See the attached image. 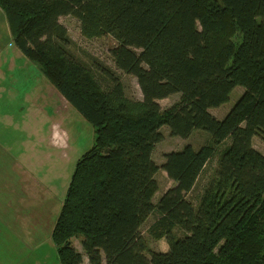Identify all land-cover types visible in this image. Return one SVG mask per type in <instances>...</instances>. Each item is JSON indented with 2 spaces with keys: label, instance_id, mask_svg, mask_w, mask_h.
Masks as SVG:
<instances>
[{
  "label": "trees",
  "instance_id": "1",
  "mask_svg": "<svg viewBox=\"0 0 264 264\" xmlns=\"http://www.w3.org/2000/svg\"><path fill=\"white\" fill-rule=\"evenodd\" d=\"M11 40L94 127L76 160L50 231L60 264H264V0H0ZM86 37L111 35L116 67L136 77L142 97L125 94L113 71L106 87L70 50L60 16ZM243 91L221 117L211 107ZM179 93L169 106L158 99ZM211 141L152 158L161 126ZM227 139L229 141L227 142ZM224 143L197 203L187 197ZM173 184L156 202L155 172ZM152 211L148 234L140 227ZM180 232V233H179ZM82 235L83 252L72 244Z\"/></svg>",
  "mask_w": 264,
  "mask_h": 264
},
{
  "label": "rangeland",
  "instance_id": "2",
  "mask_svg": "<svg viewBox=\"0 0 264 264\" xmlns=\"http://www.w3.org/2000/svg\"><path fill=\"white\" fill-rule=\"evenodd\" d=\"M2 14L3 11L0 10L3 17ZM59 19L67 27L73 40L69 50L77 58L95 71L97 64L105 66L118 76L127 96L142 97L136 77L118 69L111 57L109 48L115 43L111 35L86 37L80 32L76 17L62 15ZM5 28L6 34L2 33V41L0 36V44L4 43L6 47L0 53L5 51L4 53L8 54L7 57H0V214L8 210L5 205L11 200L17 212L21 211V208L26 210L31 207L32 210H43V213L42 225L35 233V238H32L30 249L20 247L22 239H28L22 220L9 227L6 224L2 225L3 218L0 217V252L5 251L7 254L6 257L0 254V258H5V264H60L50 231L75 162L93 143L94 127L59 95V91L42 73L37 63L22 55L20 51L19 57L11 55L12 50H17V47L9 39L6 25ZM96 75L101 78L104 87L110 84L108 75L101 70L97 69ZM51 86L56 90L53 94L48 89ZM243 89L241 85L235 86L230 92L229 99L217 107H211L210 111L221 118ZM178 96L179 93H174L158 99V102L161 107H166ZM160 130L162 138L152 150V158L159 165L164 160L163 154L166 151L181 149L186 143L198 148L211 141V134L202 128H194L187 137L171 135L167 125L161 126ZM224 143L215 148L200 172L195 186L188 192L187 197L194 203L198 202L205 184L214 172ZM10 145H19V159L23 162L19 161L23 166L22 174L19 171V187H16L14 181L15 169L12 165L3 163L7 156L6 146ZM253 145L264 153V141L260 137L254 136ZM32 148H35L33 153L30 152ZM28 167L36 178L29 173ZM155 178L158 189L153 196L154 202L173 184V180L162 168L155 172ZM11 209L12 207L9 208ZM156 216L157 212L152 211L142 223L140 230L152 248L164 250L168 247L166 240L164 238L155 240L147 231ZM23 224L27 225L25 222ZM81 237L82 235L73 236L72 244L83 252ZM83 264H88L86 255L83 256Z\"/></svg>",
  "mask_w": 264,
  "mask_h": 264
},
{
  "label": "crops",
  "instance_id": "3",
  "mask_svg": "<svg viewBox=\"0 0 264 264\" xmlns=\"http://www.w3.org/2000/svg\"><path fill=\"white\" fill-rule=\"evenodd\" d=\"M2 15H3V17L0 15V36H1V41L3 40V34H6L5 33V30H6L5 25L7 26V29L9 31V27H8V24H6L7 21H6L4 13ZM8 33L10 35V31ZM9 39L11 40V35H10ZM8 43H9L8 45H10V42H8ZM4 47H5L4 43L0 44V51L3 50ZM18 51H20L18 48H17V50H12V54L11 55L19 57V52ZM4 52L2 54L0 53V57L1 56L2 57H4V56L7 57L8 56V54H5ZM7 53H9V51ZM20 53H21V51H20ZM48 89H49V92H51V94H53L56 91L55 88L52 87V86L48 87ZM59 95L62 96L60 93H59ZM253 139H254V137H253ZM34 149L32 148L30 150V152L33 153ZM6 151H7V156L4 158L3 163H5L7 165H12V167L15 169L16 175L14 177V181L16 183V187H19V171H20V174H22V171H23V169H22L23 166L20 163V162H22V160L19 159V145L18 146H11V145L10 146H6ZM29 167H28L29 173L33 177H35L33 172H31L29 170ZM17 200H18V198L15 199V201H17ZM11 201L8 204L5 205L8 208V210L7 211H3V213L0 214V217L3 218L1 223H2V225L6 224L9 227H11V226H13L15 224V222L17 223V222L22 220V225H23V228L25 229V231L27 232L28 239H26V238H24V240L22 239V241L20 243V247L22 249H30L31 245H32L31 244L32 238L33 239L35 238V233L40 229V227L42 225V213H43V210L36 211V210H32L31 207H28V209H26V210L21 208V211L17 212V209L15 208V205ZM10 207H12L11 210H9ZM23 222H25L27 225H24ZM15 226H18V225H15ZM23 243H24V245H23ZM164 250H166V249H164ZM0 254L3 255L4 257L7 256L5 251L0 252ZM4 257L0 258V264H5V258Z\"/></svg>",
  "mask_w": 264,
  "mask_h": 264
}]
</instances>
